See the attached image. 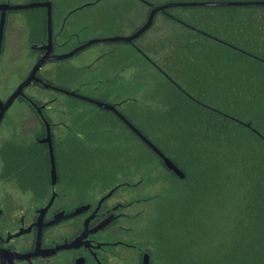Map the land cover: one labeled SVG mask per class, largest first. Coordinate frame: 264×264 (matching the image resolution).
<instances>
[{
	"label": "rangeland",
	"instance_id": "rangeland-1",
	"mask_svg": "<svg viewBox=\"0 0 264 264\" xmlns=\"http://www.w3.org/2000/svg\"><path fill=\"white\" fill-rule=\"evenodd\" d=\"M0 1H9L12 5L51 1L53 35H60L63 19L67 17L71 23L70 30L65 33L72 36H69L61 52L73 50L92 39L131 35L143 20L145 6L144 0ZM247 10L255 11L257 16L251 18L253 22L247 24L245 33L232 32L230 40L242 47L235 46L241 52L257 56L261 61L242 62L238 60L239 55L232 54L235 58L233 64H226L234 71L245 70L249 76L247 80L212 79L197 71L199 65H188L185 68V62L177 60L180 55L163 60L157 53V44L166 31L165 28H154L147 36L135 40L134 44L120 41L94 43L68 60H57L55 66L59 69L61 80H48V83L119 106L136 127L180 163L187 161L183 153L185 146L192 144V140L186 136L190 129L184 120L186 114L177 105V102L181 103L185 99L177 87L203 100L215 98L222 102L228 96H236L231 113L243 119V122H253L255 130L264 134V7ZM9 14L15 21V32L18 30L13 37L14 64H24L23 70H27L35 64L36 58L26 62L25 57L34 52L33 45L43 44L41 42L46 38L47 9H15L10 10ZM145 55L153 58L161 67L167 64L172 67L167 71L177 87L162 77L154 69L155 66L146 62ZM5 59L7 56H2L1 62ZM212 62L207 59L201 65L206 68ZM224 65L220 63L218 66ZM216 72L222 74V71ZM11 79L0 80V96L7 97L20 81L18 74ZM251 82L259 84L251 87ZM226 85L233 87V90L226 93ZM35 87H30L28 92L42 99L58 98V106L51 104L60 110L58 118L54 117V120H62L66 124L55 134L58 138L57 167L62 182L71 181L77 194H82L95 181L101 180L100 191L103 192L118 182H126L124 180H127L129 172L134 180L137 179L140 175L138 168L150 160L158 164L153 175L165 176L166 180L147 185L143 190V187L122 188L125 198L142 197L144 194L159 193L171 188L180 189V193L162 195L160 201L143 202L133 207L136 210L131 212L141 214L136 219L137 239L150 240L165 264H208L210 259L221 261L226 244L230 246L231 240L236 238L238 225L243 220L240 216L243 202L237 194V187L212 192L204 197L199 195L195 203L186 202L183 196L191 188L190 184L183 183L180 178L176 180L117 115L56 89ZM167 99L174 100L171 106L164 105ZM217 105L223 107L222 104ZM172 106H175L172 109L174 112H169ZM12 109L7 112L2 123L0 144L14 138L15 145L39 153L37 157L34 154L31 157L34 161L30 164V172L48 178L45 150L32 140L34 135L40 133V130H33V127L39 125L36 116L32 112L29 118L20 114L15 116ZM220 177L223 180L224 171ZM145 178L142 175L140 179L143 184L146 183ZM5 195L7 198L18 199L22 194L13 182L0 179V198ZM170 206L175 213L171 221L167 211ZM159 216L163 220L158 221Z\"/></svg>",
	"mask_w": 264,
	"mask_h": 264
},
{
	"label": "trees",
	"instance_id": "trees-1",
	"mask_svg": "<svg viewBox=\"0 0 264 264\" xmlns=\"http://www.w3.org/2000/svg\"><path fill=\"white\" fill-rule=\"evenodd\" d=\"M172 1L232 0H144L143 20L133 32L147 21L149 12L154 6ZM261 7H264V5L169 7L155 15L152 27L141 38L147 36V33L154 28H165L166 33L161 36L157 44V53L163 60L180 55L177 60L178 62L184 61L185 68L188 65H199L197 71L205 73L212 79L247 80L249 76L245 70L234 71L227 66L233 64L235 58L232 57V54L239 55L240 59L238 60L242 62L261 61V59L241 52L238 48L242 47L233 43L230 37L231 33L235 31L245 33L247 24L253 22L251 18L257 16L255 11H248L247 9ZM234 27L236 29L232 30ZM139 51L141 52V50ZM181 55H183V58H181ZM207 59L213 62L204 68L202 65L206 63ZM145 60L150 65L155 66L154 69L162 77L176 86L172 81L174 79L167 71L172 67L170 68L168 64L161 67L153 58L146 55ZM220 63L225 65L218 66ZM216 71H222V74ZM258 84L251 82L250 86L255 87ZM177 89L184 94L185 99L181 103L175 102L186 114L184 120L190 126L186 136L190 137L192 144H189L188 147L185 146L183 156L188 159L184 163L169 157L186 174L185 179H181L182 182L190 184L191 188L186 190L183 196L185 201L195 203V200L200 197L199 195L204 197L212 192H222L235 186L239 191L237 194L240 195L243 202L240 207V216L243 220L238 225L239 231H236V238L231 240L230 246L228 243L226 244L227 248L223 252L221 261L210 259L208 264H264V134L255 130L253 122H243V119L231 113L234 109L232 106L235 104L236 96H232V98L228 96L222 102H220L221 100L217 101L215 98L203 100L185 93L181 87H177ZM232 90L233 87L227 86L225 91L227 93ZM172 102L174 100H164V105L171 106ZM217 103L222 104L223 107L218 106ZM174 107H170L169 112H174L172 111ZM123 124L127 127L125 123ZM142 132L144 133V131ZM144 134L152 141L146 133ZM133 135L164 166V161L159 155L135 133ZM161 150L164 152L163 149ZM44 153L47 155L48 166L46 171L49 174L50 160L46 151ZM2 154L4 160L2 176L16 179L21 187L25 188L28 183L26 180L31 173L30 164L34 161V158L31 157L33 154L37 157L39 153L24 149L13 142H7ZM166 155L168 156V154ZM156 166L158 164L149 160L138 168L139 173L146 176L144 180L146 182L144 184L145 189L147 185L166 180L165 176L155 177L153 175ZM223 171L225 177L222 180L220 174ZM169 172L176 180H180L172 171ZM124 181L131 183L135 180L129 172L127 180ZM175 193L179 194L180 189H165L159 191V193L144 194L141 198L144 199V202L160 201L162 195ZM168 208L167 211L170 214L169 219L171 221V219H174L175 213L172 211L171 206ZM161 220L163 218L159 216L158 221ZM157 255L160 258L158 252ZM167 264H171V262Z\"/></svg>",
	"mask_w": 264,
	"mask_h": 264
},
{
	"label": "flooded vegetation",
	"instance_id": "flooded-vegetation-1",
	"mask_svg": "<svg viewBox=\"0 0 264 264\" xmlns=\"http://www.w3.org/2000/svg\"><path fill=\"white\" fill-rule=\"evenodd\" d=\"M0 4L11 3L0 1ZM9 13L10 10L6 12L0 43V80H13L11 78L18 74L20 81L7 97L0 96L3 101H6L23 82L29 79L35 64L41 58L49 59L37 71L38 80L46 83L48 80H61L58 76L59 69L55 66L57 60L51 59L52 56L70 53L87 42L81 43L73 50L60 51L66 45L69 36H72L65 33L71 27L66 17L63 19L60 35L53 37L50 49H34L25 60L27 62L35 57V64L23 70L24 64H21L22 66L14 64L13 37L18 30L15 32L17 27ZM1 16L0 10V20ZM73 30L75 31V26ZM30 33L29 31V35ZM75 34L76 31L73 35ZM41 43L47 44V36ZM2 56H7V59L1 62ZM36 85L45 87L36 81L29 83L23 89L24 95L16 97L5 111L0 122V130L11 108L15 116L20 114L25 118H29L32 112L39 123L38 126L33 127V130H40L32 140L44 148L50 160L49 143L37 142V139L46 138L50 131L56 160L58 138L55 134L66 124L62 120H54V117L58 118L60 111L57 109V97L42 99L37 94L28 92L30 87ZM51 104L57 106L52 107ZM116 107L119 110V106ZM39 111L49 123V127ZM13 140L14 138L6 139L0 144V179L13 182L22 195H19L18 199L7 198L6 195L0 198V264H144L145 259L147 264H165L158 257L150 240L137 239L136 219L141 214L131 211L136 210L133 207L143 203L144 199L141 197L127 199L121 192L122 188L143 187L141 189L143 190L141 174L134 182H118L113 188L103 192L100 191L101 180H97L91 188L85 189L82 194H77L71 181L62 182L58 167L57 179L53 183L50 160V170L47 174L49 178L30 173L26 180L28 183L23 188L16 179L2 176L4 172L2 150L7 142H14ZM163 167L167 168L165 163Z\"/></svg>",
	"mask_w": 264,
	"mask_h": 264
},
{
	"label": "water",
	"instance_id": "water-1",
	"mask_svg": "<svg viewBox=\"0 0 264 264\" xmlns=\"http://www.w3.org/2000/svg\"><path fill=\"white\" fill-rule=\"evenodd\" d=\"M253 5H264V0H251V1H242V0H232V1H172L167 2L161 5L154 6L151 11L149 12L147 21L139 27L135 32L128 36H111V37H104V38H97L87 41L86 43L80 45L75 50L70 53L63 54V55H55L52 56L51 59L53 60H61L66 59L74 55L75 53L91 46L94 43H102V42H129L133 43L135 40L140 38L146 31H148L154 22L155 15L160 12L164 11L169 7H184V6H253ZM37 7H45L47 9V44H39L33 45L32 48L35 50H43V49H50L53 44V24H52V10L53 5L51 1H44V2H32L28 4H20V5H12V4H0V10L2 11V16L0 20V43L2 41L3 30L6 20V12L8 10H15V9H26V8H37ZM49 58H41L34 66L31 75L28 80L23 82L17 90L6 100L3 101L0 98V122L3 118L5 111L12 105L13 101L19 95H24L23 89L32 81L39 82L40 84L44 85L47 88H53L65 94L71 95L76 98H80L82 100L88 101L90 103L95 104L101 109H105L108 111L113 112L116 114L129 128L132 130L144 143H146L159 157L164 161L166 167L173 171L177 177L180 179H185L186 174L184 171L178 167L175 162L167 156L159 147L155 145L153 141H151L141 130H139L123 113H121L116 105L93 98L89 96H85L77 91L66 90L64 88L53 86L49 83H46L43 80H38L36 73L41 67L43 63L48 61ZM35 79V80H32ZM34 103V102H33ZM35 106H37L34 103ZM40 112V111H39ZM43 120H45L44 116L40 112ZM47 126L49 127V123L45 120ZM37 142H48L49 143V150H50V160H51V176L53 183L56 182L57 179V165L55 160V153L54 147L52 143V138L50 131L48 132V136L44 139H37ZM144 264H147V260L145 259Z\"/></svg>",
	"mask_w": 264,
	"mask_h": 264
}]
</instances>
